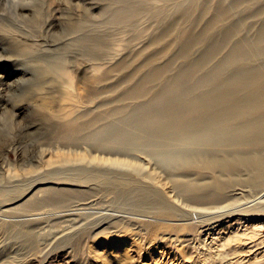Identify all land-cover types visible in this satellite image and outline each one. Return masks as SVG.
Returning <instances> with one entry per match:
<instances>
[{"label": "rangeland", "instance_id": "obj_1", "mask_svg": "<svg viewBox=\"0 0 264 264\" xmlns=\"http://www.w3.org/2000/svg\"><path fill=\"white\" fill-rule=\"evenodd\" d=\"M137 1L141 6L131 21L106 24L100 51L85 55L67 48L65 67L70 83L50 82L19 96V81L28 75H10L12 65L0 66V115L4 111L12 115L13 104L21 108L6 127L0 120V264H203L202 259L215 253L223 254L222 259L211 264H264V195L251 201L264 187V147L244 149L249 166L222 151L217 156L222 164H234L231 169H222L219 163L184 171L168 161L200 155V146L169 149L168 159L152 155L143 146L131 151L114 145L98 147L94 141L102 138L104 120L91 129L92 141L74 143L66 135L68 122L81 125L103 113L111 114L114 123L122 122L134 118V110L145 102L158 111L160 105L151 101L154 95L220 40L226 26L237 28L247 16V24L255 30L262 22L249 17L257 7L249 1ZM40 2L43 21L55 27L46 31L43 26L34 39L54 45L50 39L58 33L63 17L78 19L85 9L100 17L102 7L117 0ZM224 8L226 13L218 20ZM155 10L160 11L156 16L152 14ZM20 15L30 16L31 11H13L0 3V23L21 39L15 29ZM209 24L188 54L178 57L184 36L200 37ZM7 36L0 31L1 57L11 56L5 53L7 41L3 39ZM242 37L253 39L254 29H237L232 40L197 69L194 77L210 71ZM259 61L256 65L264 66V57ZM166 64H172L171 70L146 84V97H126V90L146 73ZM116 108L124 112L117 114ZM70 187L76 191L68 194L92 197L100 212L66 217L62 224L22 217L42 199L55 198ZM212 243V250H205Z\"/></svg>", "mask_w": 264, "mask_h": 264}, {"label": "bare ground", "instance_id": "obj_2", "mask_svg": "<svg viewBox=\"0 0 264 264\" xmlns=\"http://www.w3.org/2000/svg\"><path fill=\"white\" fill-rule=\"evenodd\" d=\"M239 1H249L251 5L257 6L249 17L262 19L258 28L255 30L252 24H247L248 16L240 19L237 28L226 26L220 34V40L209 45L202 57L194 64L179 70L171 81L154 95L151 101L160 105L158 111L148 107L149 103L145 102L134 110V118L122 122L114 123L110 118L111 114L107 115V113L81 125L73 126L68 122L66 135L74 143L92 141L94 131L91 129L97 122L104 120L106 123L105 131L101 134L102 138L94 141L98 147L114 145L116 148L122 147L131 151L143 146L150 149L152 155L168 159L169 149L181 145L185 148L198 145L202 150L200 155L194 154L180 161L172 159L168 162L184 171L190 166L212 167L221 163L217 154L224 151L229 152L233 157L237 156L241 165L249 166L247 157L242 153L244 149L257 150L256 148L264 147V66L256 65V62L264 57V0ZM0 3L13 8V11H31L30 16L20 15L16 18L15 29L24 38L14 37L12 29L0 23V31L8 35L3 39L7 41L5 53L11 55L0 56V66L12 65L13 68L9 70L10 75L17 73L28 75L23 76L19 81L21 90L19 96L28 93L31 87L38 88L50 82L59 85H62L63 81L70 83L69 72L65 67L67 48H74L85 55L100 51L105 42L103 30L106 24L117 25L124 19L131 21L138 14L141 6L137 0H117L113 5L102 7L100 17L92 15L88 9L83 10V14L78 19L63 17L58 33L52 35L53 38L50 39L54 45H47L50 43L45 39H34L35 36L41 35L40 29L43 26L46 31L55 27L53 22L43 21L40 0H0ZM4 12L8 13L10 10ZM153 12L155 16L160 13L159 10ZM225 13V8L221 9L217 19L221 20ZM66 14L68 16L69 12ZM210 25H206L200 37L184 34L185 38L179 47L178 57H185L195 42H199L206 34ZM237 29L241 31L254 29V38H240L217 65L202 77L195 78L194 72L205 67L219 50L232 40ZM48 36L50 37L51 34ZM29 37L32 40H28ZM15 65L18 66L14 67ZM171 67L172 64H166L152 69L138 83L126 90V97L129 99L146 97L149 94L146 84L161 79ZM2 81L0 80V83ZM92 87L94 94L96 85L93 81ZM198 89L201 92L197 91ZM12 106V115L5 111L4 115H0L4 127L9 124L13 115L20 114L21 108L16 104ZM114 112L121 114L124 111L122 108H116ZM69 125L71 128H68ZM32 127L33 125L30 126ZM121 163L118 162L119 165ZM233 166L235 165L221 163L222 169H231L230 167ZM69 185L78 186L75 183ZM73 187L65 188V192L58 193L55 198L42 199L35 210L22 217H31L33 221L53 219L62 224L66 221V217L97 215L100 212L99 207L93 202L92 197L76 198L75 193L68 194L76 191ZM263 195L264 187L251 201ZM218 215L222 216L221 212ZM67 227L64 231L68 229ZM215 239L212 236L213 242ZM212 246L213 243L209 247L205 245V250H212ZM214 255L215 258L204 254L207 257L202 259V263L211 264L213 261L221 260L223 254Z\"/></svg>", "mask_w": 264, "mask_h": 264}]
</instances>
